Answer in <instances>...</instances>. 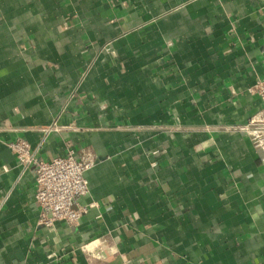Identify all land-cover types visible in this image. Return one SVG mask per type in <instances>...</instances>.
Listing matches in <instances>:
<instances>
[{
	"label": "crops",
	"instance_id": "0c3cea01",
	"mask_svg": "<svg viewBox=\"0 0 264 264\" xmlns=\"http://www.w3.org/2000/svg\"><path fill=\"white\" fill-rule=\"evenodd\" d=\"M260 78L264 0H0V264H264V153L227 131ZM17 138L94 153L76 226L39 225Z\"/></svg>",
	"mask_w": 264,
	"mask_h": 264
},
{
	"label": "built area",
	"instance_id": "2783aa9c",
	"mask_svg": "<svg viewBox=\"0 0 264 264\" xmlns=\"http://www.w3.org/2000/svg\"><path fill=\"white\" fill-rule=\"evenodd\" d=\"M248 91L261 100V109L247 123L228 127L227 131L246 136L264 153V78L258 79ZM7 146L23 173L28 169L33 171L39 225L51 232L58 222L76 226L88 211L80 200L90 191L86 173L97 163L94 153L84 150L77 154L69 149L65 156L45 159L33 152L31 144L24 138L12 140Z\"/></svg>",
	"mask_w": 264,
	"mask_h": 264
}]
</instances>
